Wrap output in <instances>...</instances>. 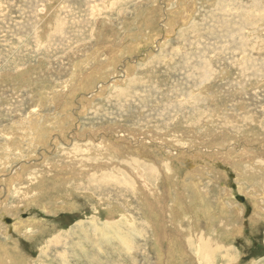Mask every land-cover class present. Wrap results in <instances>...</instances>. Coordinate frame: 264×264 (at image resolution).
<instances>
[{"label":"rangeland","instance_id":"374dc122","mask_svg":"<svg viewBox=\"0 0 264 264\" xmlns=\"http://www.w3.org/2000/svg\"><path fill=\"white\" fill-rule=\"evenodd\" d=\"M0 151V264H264V0H0Z\"/></svg>","mask_w":264,"mask_h":264},{"label":"bare ground","instance_id":"6f19581e","mask_svg":"<svg viewBox=\"0 0 264 264\" xmlns=\"http://www.w3.org/2000/svg\"><path fill=\"white\" fill-rule=\"evenodd\" d=\"M158 1V0H157ZM192 3V2H191ZM249 3V2H248ZM134 5V4H133ZM125 9V8H124ZM167 9V8H166ZM90 10V9H89ZM149 13V12H148ZM212 25V24H211ZM61 27V26H60ZM217 28V27H216ZM163 30V29H162ZM208 32V31H207ZM45 34V33H44ZM172 38V37H171ZM18 40V39H17ZM37 42V41H36ZM91 43V42H90ZM193 43V42H192ZM85 47V46H84ZM66 51V50H65ZM45 55V54H44ZM79 55V54H78ZM48 57V56H47ZM75 57V56H74ZM111 58V57H110ZM57 59V58H56ZM3 62V61H2ZM53 62V61H52ZM54 63V62H53ZM164 63V62H163ZM49 66V65H48ZM10 67V66H9ZM70 68H72V67H70ZM12 70V69H11ZM138 71V70H137ZM6 73V72H5ZM16 73V72H15ZM91 74V73H90ZM133 74V73H132ZM65 75V74H64ZM83 78V77H82ZM87 78V77H86ZM36 80V79H35ZM83 80V79H82ZM54 81V80H53ZM83 84V83H82ZM16 91V90H15ZM48 93V92H47ZM114 99V98H113ZM38 104V103H37ZM31 107V106H30ZM8 108V107H7ZM32 112V111H31ZM93 114H94V112H93ZM60 119V118H59ZM99 119V118H98ZM82 120V119H81ZM23 123V122H22ZM13 125V124H12ZM57 125V124H56ZM14 126V125H13ZM24 129V128H23ZM151 141V140H150ZM65 142V141H64ZM145 142V141H144ZM4 144V143H3ZM104 148V147H103ZM102 148V149H103ZM15 150V149H14ZM37 151V150H36ZM1 152V151H0ZM3 152V151H2ZM4 154V153H3ZM57 155V154H56ZM87 155V154H86ZM25 158V157H24ZM23 158V159H24ZM18 159H20V158H18ZM21 160V159H20ZM13 162V161H12ZM71 162V161H70ZM20 166V165H19ZM138 172V171H137ZM139 173V172H138ZM15 174V173H14ZM27 177V176H26ZM29 177V176H28ZM4 179H5V177H4ZM139 179V178H138ZM42 180V179H41ZM65 184V183H64ZM13 187V186H12ZM33 187V186H32ZM48 187V186H47ZM14 189V188H13ZM29 194V193H28ZM28 196V195H27ZM32 197V196H31ZM13 201V200H12ZM8 207V206H7ZM79 215V214H78ZM83 215V214H82ZM247 217H249V216H247ZM37 222V221H36ZM35 223V222H34ZM24 229V228H23ZM38 230V229H37ZM27 236V235H26ZM135 236V235H134ZM22 237V236H21ZM66 237V236H65ZM141 238V237H140ZM9 242V241H8ZM52 243V242H51ZM203 248H205L206 249V247H205V244H204V247ZM206 251V250H205ZM57 252V251H56ZM204 253V252H203ZM208 253V252H207ZM73 257V256H72ZM206 257L208 258V256H207V254H206ZM206 257H205V259H206ZM211 257V256H210ZM224 257V256H223ZM207 261V260H206ZM11 263V262H10ZM17 263V262H16Z\"/></svg>","mask_w":264,"mask_h":264}]
</instances>
